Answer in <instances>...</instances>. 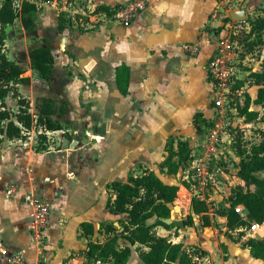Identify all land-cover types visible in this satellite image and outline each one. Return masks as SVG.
I'll use <instances>...</instances> for the list:
<instances>
[{"label":"crops","instance_id":"1","mask_svg":"<svg viewBox=\"0 0 264 264\" xmlns=\"http://www.w3.org/2000/svg\"><path fill=\"white\" fill-rule=\"evenodd\" d=\"M2 1L0 0V7ZM35 1L39 6L36 31L29 33L22 26V43L13 42L12 48L8 50L6 44L5 51L10 59L25 67L23 76L34 79L39 73L31 67L30 49L33 46L51 47L56 59L53 78L55 72L64 64L73 61V57L64 51V54L57 58L53 32H39L43 24L52 22L54 33L60 32L57 28L60 10L48 6L49 1ZM64 1L67 3V0ZM91 1L97 6L117 3L123 6L131 0ZM146 1V8L129 23L100 24L89 32L67 29L70 30L69 36L63 37L68 39L69 45L76 53L85 81H89L91 77L96 80L94 86L97 89V99L94 106L104 114L96 121L95 129L91 126L94 121L90 120V124L89 118L78 120L80 127L90 128L86 131L88 136L81 138L76 134V130L71 131L67 127V111L72 108L71 99L77 89L70 83L72 80L65 79L63 82L57 81V90L54 88L56 96L68 102L62 129L52 130L35 123L32 128L24 129V138L4 137L0 143L2 264H6L18 251L22 252L27 261L35 262L45 258L47 264H65L73 258L81 261L91 257L87 254L89 243L106 240L96 238L100 231H104L107 237L104 224L114 221L117 227H121L118 221L120 215L112 214L107 207L111 183L116 180L125 181L130 174H141L145 170H153L158 174L157 167L162 170L160 163L167 156L168 137L173 135L189 141V135L197 126L196 117L203 115V118H206L208 115L215 86L207 63L215 52L217 42L210 38L215 30H209L207 27L215 29L220 27L221 23L206 25V22L215 7V1ZM49 17L51 21L48 20ZM15 23L7 28L6 40ZM203 26L205 30L202 31L200 29ZM80 33L97 38L94 57H80L82 54L78 50L87 46L73 42ZM28 39L31 42L41 39V43L29 48ZM188 41L201 43L198 54H190L183 49V44ZM19 48L28 52L27 65L15 54ZM122 64L130 67L127 94H123L118 88L117 68ZM35 86L33 83L20 85V92L28 97L24 90L36 88ZM44 87L49 89L48 86ZM30 110L35 113L36 107L35 111L32 108ZM178 133L182 135H177ZM35 135L39 139H35ZM50 158L52 160H49ZM142 165V172H134L135 168ZM164 181L178 184L180 194L182 189L187 190L188 187L185 183L182 186L173 180ZM11 186H16V190L9 194L8 189ZM56 186L58 188L54 189ZM27 193L36 195L50 206V224L46 230L45 243L42 245L32 238V207L25 198ZM178 206L179 214L185 211L190 213L192 199L189 208L185 204L183 207ZM190 214L194 219L200 217L193 208ZM225 220L223 226L226 232L228 224L226 218ZM84 221L93 223L97 234H86L82 228ZM247 222L246 225L230 229L233 234L239 233L231 238L220 233L215 226L209 225L203 226L199 231L190 227H177L174 233L158 225L155 231L160 235L169 236L174 243H183L196 264L197 261L203 264H264V259L256 257L253 249L244 243L248 238L256 237L258 232L260 237L257 238L264 239V222L255 230L252 228L255 223L253 219L248 218ZM173 227L175 226L169 229ZM126 245L131 244L128 242ZM3 250H6V254L2 253ZM134 252L136 250L132 249L127 264H136L132 261ZM137 254L139 256V253ZM138 264H146L140 256Z\"/></svg>","mask_w":264,"mask_h":264},{"label":"trees","instance_id":"2","mask_svg":"<svg viewBox=\"0 0 264 264\" xmlns=\"http://www.w3.org/2000/svg\"><path fill=\"white\" fill-rule=\"evenodd\" d=\"M74 1L67 0V2ZM121 6V3L99 4L97 10L106 12L112 18L116 9ZM262 10V17L253 23L249 34L255 30H263L264 4ZM38 12L39 6L35 0H23L19 8L14 6V0H3L0 7V143L4 137L24 138V129L32 128L35 123L42 124L52 130L63 128V118L68 107V102L65 99L59 96H56V99H42L36 104V112L33 113L30 110V99L20 92V85L32 83L40 87L48 86L50 90L54 91L52 75L56 59L52 48L33 46L30 49L31 67L39 73L38 77H34V79L23 76L25 67L10 59L5 51L7 28L19 19L27 32H35ZM73 24L70 12L60 10L58 30L60 32L71 30ZM207 28L220 32L224 25L215 29L209 26ZM117 71L118 88L123 94H127L130 84V67L122 64L118 66ZM252 76L259 85L256 98L253 99L249 91L239 92L244 85L243 81L239 80V83L232 87V90L236 92V96L232 100L234 107L248 123L259 118V111L252 109V103L264 105V61L263 70L253 72ZM9 96L17 100L18 108L16 110L9 106L7 102ZM201 116L202 120L205 119L203 115ZM198 121L199 119L196 117L195 122L198 123ZM42 137L46 138L44 135ZM166 150L167 156L160 166L169 174H177L182 166L192 158L193 147L186 139L169 136ZM240 153L242 159L237 174L244 185L239 184L233 188L230 204L220 209V214L225 216L228 227L232 230L248 223L247 219L235 210V206L239 204L246 207L248 217L252 218L254 222H264V176L258 174L259 171H264V130L260 141L253 143L249 148L240 149ZM110 190V196L107 199L109 211L115 215L126 214L127 217L118 218L121 227H117L114 221L104 224L107 233L106 240L90 242L87 250L89 256H98L113 264H127L132 254L131 245L139 244L147 248L139 251L140 258L146 264H196L183 243H174L169 236L160 235L155 231V227L158 225L167 228L174 226L173 223L169 224L162 218H170L172 215L173 204L180 191L178 184L165 182L155 171L145 170L141 174H130L125 181H113ZM192 208L195 213L201 215L204 226L210 225L211 219L205 199L198 195L193 196ZM154 217L155 221L149 222ZM82 228L86 234L95 233V225L91 222H82ZM120 238L126 239L131 245L120 247ZM244 243L253 249L256 257L264 259V239L250 237Z\"/></svg>","mask_w":264,"mask_h":264},{"label":"rangeland","instance_id":"3","mask_svg":"<svg viewBox=\"0 0 264 264\" xmlns=\"http://www.w3.org/2000/svg\"><path fill=\"white\" fill-rule=\"evenodd\" d=\"M214 1L215 7L209 15L206 25H211L213 22L221 23V26L224 25L220 33H216L215 31L213 34L210 33V38L212 40L214 38L217 42V47L224 46L226 49L225 58L228 59L227 70L229 71L228 87H214V96L210 101V111L208 115H206V118L203 120L199 116L197 126L194 127V131L189 135L190 139H188L193 147L192 158L182 166L177 174L170 175L164 170L162 171L159 166L157 167V172L164 180H173L182 186L183 183L188 186L186 187L187 190H181V194L179 193V198L173 204V208L175 205H181L183 207V204L189 208L188 206L191 204L192 196L198 194V196L205 199L208 204V215L211 219L209 226H215L220 230V233L231 238L238 236L239 233H231L228 227H226L225 232V227L223 225H225L226 220L225 217L220 214V209L230 204V196L233 193V188L239 184L244 185L237 174L239 163L242 159L240 149L249 148L253 143L260 141L264 130V105L252 103V109L259 111V118L251 123L246 122L245 117L240 116L237 109L234 107L232 100L235 98L236 92L231 88L238 84L239 80L243 81L244 85L239 92L243 93L244 91H249L253 99L257 97L259 85L255 82L252 73L263 70L264 28L261 31L255 30L253 33H249L252 30L253 23L263 15L262 6L264 2L263 0ZM63 3H65L64 0L54 1L53 3L48 2V6H54V9L59 11ZM65 4L73 11L72 13L75 17L73 20V31L89 32L100 24L120 22L115 19H103L102 15L96 11L97 5L91 0H76L73 3L67 2ZM236 10H245L247 14L246 18L242 21H237L232 18L230 14ZM86 18H89V20ZM48 20L51 21V17H49ZM40 30V34L53 32V38L55 40L54 48L57 51V58L61 56V54H64V51L73 57V61L70 60L69 63L64 64L60 70L55 72L52 78V85L55 90H57V81L63 82L65 79H70L72 80L70 83L76 86L77 91L71 99L72 108L67 111L69 112L68 118H66L67 127L70 128L71 131L76 130V134L84 138L88 136L86 131L87 129L90 130V128L80 127L78 125V120L82 121V119L89 118V122L90 120L91 122L94 121V124L91 126L96 128V121L100 120L104 114L98 107L94 106L97 99V89L94 86L96 80L94 77H91L89 81H85L86 78L80 70L76 53L69 45L68 39L66 40V38H63L64 36H69L70 30L63 33H54L53 22L46 25L43 24ZM200 30H205V27L203 26ZM88 35L80 33L73 39V42H78L79 45L87 44L85 48L78 50L82 54L80 57L87 59L96 55L95 43L97 41L96 37H90ZM22 38H24V29L22 28L21 21L18 19L12 27V30L9 31V38L6 40V44H8V46L6 45L7 50L12 48L13 42L20 41V43H22ZM40 43L41 39L37 42H31L28 39L27 46L30 48ZM26 52V49L24 52L19 48L15 54L17 58L27 65L29 62L27 63L28 52ZM35 87L36 88L24 90V93L32 103L31 108L33 111H35L36 104L42 101V99H56L55 91L47 87ZM215 99H220V105H217ZM8 103L12 109L16 110L18 108L17 100L12 97L8 98ZM83 111L85 114H83ZM180 134L181 133H178L177 135ZM35 139H39L38 136L35 135ZM43 140L44 139H42V141ZM39 142L40 144L42 143L41 140ZM49 160H52V158ZM143 169V165L138 166L135 168L134 172L139 173L142 172ZM258 174L264 176V171H259ZM57 180V184H59L60 178ZM55 188L58 187L56 186L54 189ZM189 211L192 213V207ZM245 212L248 220L247 210H245ZM190 213L185 211L183 214H179V212L174 211L173 215L176 219L172 223L175 227L171 229L166 228L171 230V233H174L177 227H190L195 228L197 231L203 229L204 220L201 215L198 214L200 216L199 219H194ZM120 217L126 218L127 215L122 214ZM113 218H115V216H113ZM154 219L155 217L150 219L149 222ZM119 225H121V223H119ZM95 234H97V232ZM256 237H260V232L256 234ZM96 238L99 240L106 239L104 231H100ZM127 243L125 239H120V247L125 246ZM131 247L133 250H136L137 253L144 248V246H140L139 244ZM135 247L137 248L135 249ZM136 252L133 254L132 261L138 264L139 256ZM197 262L198 264H203L199 261Z\"/></svg>","mask_w":264,"mask_h":264},{"label":"built area","instance_id":"4","mask_svg":"<svg viewBox=\"0 0 264 264\" xmlns=\"http://www.w3.org/2000/svg\"><path fill=\"white\" fill-rule=\"evenodd\" d=\"M54 2V1H49ZM22 0H14V6L19 8L21 6ZM147 6L146 0H131L125 5L116 9L112 18L108 16L107 13H101L103 19H115L120 22L129 23L131 22L137 14L143 11ZM60 10H68L74 19L73 11L67 6V4H63ZM183 49L190 54H198L201 50V43L199 41H188L183 44ZM225 48L224 46L216 47L215 52L212 58L208 62V70L210 76L212 77L214 86L216 88L228 87L229 82V71L227 70V62L228 59L225 58ZM232 89V88H231ZM218 95V92H217ZM217 97V96H216ZM215 97V98H216ZM216 100V99H215ZM220 99L216 100L217 105H220ZM25 130H27L25 128ZM16 190V186H11L8 189V193L12 194ZM26 200L31 204L32 207V238L33 240L42 245L46 240V230L50 224V206L48 203L42 201L36 195L32 193H27L25 195ZM235 210L238 214H240L243 218H246V207L242 204L236 205ZM262 223L255 222L252 225L253 230L260 227ZM3 254H6V250L2 251ZM0 264L1 261H0ZM6 264H47L45 258H41L38 261L31 262L27 261L22 252L18 251L6 262ZM65 264H113L109 260H104L98 256L87 257L81 261L76 260L75 258L69 260Z\"/></svg>","mask_w":264,"mask_h":264},{"label":"water","instance_id":"5","mask_svg":"<svg viewBox=\"0 0 264 264\" xmlns=\"http://www.w3.org/2000/svg\"><path fill=\"white\" fill-rule=\"evenodd\" d=\"M230 15L232 18H234L237 21H242L247 16L245 10H236V11L231 12ZM174 211L180 212V207L178 205H175L174 208L172 209L171 217L170 218H162V219L169 224L172 223L176 219V217L173 215Z\"/></svg>","mask_w":264,"mask_h":264}]
</instances>
